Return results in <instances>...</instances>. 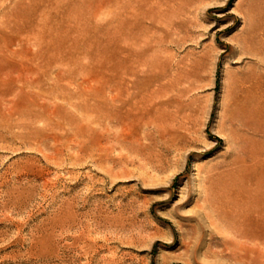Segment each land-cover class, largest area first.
I'll return each instance as SVG.
<instances>
[{
  "label": "rangeland",
  "instance_id": "374dc122",
  "mask_svg": "<svg viewBox=\"0 0 264 264\" xmlns=\"http://www.w3.org/2000/svg\"><path fill=\"white\" fill-rule=\"evenodd\" d=\"M0 264H264V0H0Z\"/></svg>",
  "mask_w": 264,
  "mask_h": 264
}]
</instances>
